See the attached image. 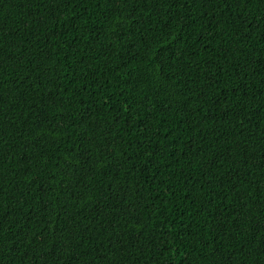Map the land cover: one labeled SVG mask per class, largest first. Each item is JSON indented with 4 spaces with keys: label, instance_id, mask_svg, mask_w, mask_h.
<instances>
[{
    "label": "trees",
    "instance_id": "trees-1",
    "mask_svg": "<svg viewBox=\"0 0 264 264\" xmlns=\"http://www.w3.org/2000/svg\"><path fill=\"white\" fill-rule=\"evenodd\" d=\"M0 264H264V0H0Z\"/></svg>",
    "mask_w": 264,
    "mask_h": 264
}]
</instances>
